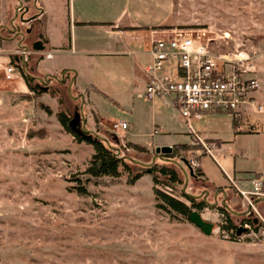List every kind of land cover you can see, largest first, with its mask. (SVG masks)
Wrapping results in <instances>:
<instances>
[{"label": "rangeland", "instance_id": "rangeland-1", "mask_svg": "<svg viewBox=\"0 0 264 264\" xmlns=\"http://www.w3.org/2000/svg\"><path fill=\"white\" fill-rule=\"evenodd\" d=\"M31 5L39 7L38 0H0V24L5 22V11L6 22L18 21L20 7L26 10L21 18H32L36 11ZM163 28L161 37L188 35L207 43L215 54L240 51L248 55L259 83L258 98L264 102V0H173L172 16ZM4 34L1 29V38ZM6 47L0 42L1 56L7 54ZM39 57L34 54L25 59V68L31 76L44 79V73L34 71ZM60 58L79 62L84 70L77 80L81 88L99 89L91 95L93 103L83 97L86 128L96 131L100 125L97 135L112 145L116 155L140 161L142 166L132 163L133 172L152 166L159 160H153L156 155L171 153L173 144L187 142L188 129L178 112L158 100L144 99L143 56H105L95 73L88 70L89 58ZM8 60L13 62L0 58V264H264V228L255 235L226 238L218 227L221 213L207 205L199 211L213 224L206 235L191 221L156 207L148 174L133 185L127 184L125 173L117 179H91L85 184L87 194H79L73 188L78 184L75 178L83 182L82 172L93 148L67 133L55 115L59 109L70 115L80 112L82 100L73 98L79 92L74 87L71 95L67 91L71 75L67 79H62V73L49 76L42 83L32 77L29 86L41 91L37 97L18 69L20 78L5 79L2 69ZM55 61L45 59L40 66ZM57 96L63 99L60 108ZM118 121L128 124L124 134L110 129ZM239 122L236 133L232 114L207 113L194 128L221 143L214 157L201 156L200 167L210 183L224 187L228 206L245 213L248 207L230 191L226 175H243L235 184L246 190L252 189L255 172L264 177V113H242ZM128 141L149 152L132 151ZM162 148L167 149L164 154ZM190 151L180 154L183 160L176 158L183 170L177 167L181 183L174 194L189 204L182 193L186 183L187 193L214 203L215 187L189 175L183 161L194 158L195 152ZM222 200L219 193L217 203ZM242 215H234L235 224ZM252 217L264 225V201L255 202Z\"/></svg>", "mask_w": 264, "mask_h": 264}, {"label": "built area", "instance_id": "built-area-1", "mask_svg": "<svg viewBox=\"0 0 264 264\" xmlns=\"http://www.w3.org/2000/svg\"><path fill=\"white\" fill-rule=\"evenodd\" d=\"M147 54L149 60L144 67V99L150 102L158 100L178 112L180 120L188 129L189 142L194 146L190 152H195L196 155L186 160L192 168L197 166L198 157H214V151L221 146V143L204 137L194 128V123L200 121L205 114L229 113L239 123L242 113H264V102L258 98L259 83L245 53L238 51L215 54L207 43L179 34L151 41ZM21 55L25 60L26 53L21 52ZM50 56L49 53L46 54V57ZM2 70L7 80L20 78L17 76L15 62L8 60ZM126 128L125 121L112 122L110 125L113 132L124 131ZM226 177L250 208L248 214L252 215L255 212V199L264 196V180L258 176L253 177L250 181L252 189L246 190L238 188L234 178L228 175ZM239 228L244 231L238 235ZM255 232L258 231L246 221L237 224L230 233L224 232L222 235L230 238L233 233L236 240L242 234L250 236L255 235Z\"/></svg>", "mask_w": 264, "mask_h": 264}, {"label": "crops", "instance_id": "crops-1", "mask_svg": "<svg viewBox=\"0 0 264 264\" xmlns=\"http://www.w3.org/2000/svg\"><path fill=\"white\" fill-rule=\"evenodd\" d=\"M38 2L39 7L36 9H34V5H31L34 12L36 11L32 18L26 19V22L22 23L23 11L19 15V23L17 20L13 21L19 30H21L19 26L22 25L25 28L32 27L24 40H21V37L11 30L12 19L6 22L8 13L4 12L3 20L5 19V22L0 24V28L5 34L0 42L8 48L6 47L7 54L2 55V59H8L11 58V55H15L22 60L23 49L18 47V44L27 46L25 59L34 54L40 56L34 71L44 73V79L49 76L61 75V73H65V70L69 71L71 78H74L71 87L76 88L79 94L84 95L85 102H92L91 95L99 89L95 86L92 89L81 88L77 80L82 76L83 68L78 64L79 62L62 60L60 56L79 55L81 58H89L91 63L88 70L92 73L101 69V58L105 56H111V58L143 56L147 63L149 60L148 47L151 41L163 36V27L168 24L173 11V0H153V2L152 0H148V2L146 0H38ZM29 11L31 10L28 9L27 12ZM23 19L25 18L23 17ZM134 48H143V51L139 52ZM47 53L51 56L46 57ZM45 59H55L56 61L54 64L40 66V63ZM130 67L133 69L132 65ZM100 124H102L101 120ZM93 125L96 126V123ZM99 127L100 125L96 126L97 129L94 132L99 133ZM127 129L128 124L125 130ZM124 131L119 132L124 134ZM188 141L189 137L187 136ZM200 158L197 159L196 167L202 170L205 181L210 183L200 167ZM235 173L234 180H240L243 177V175ZM255 176L264 180L262 173L255 172L253 177ZM210 184L216 188V191L224 188L219 184ZM229 188L232 191L231 186ZM220 195L222 194L220 193Z\"/></svg>", "mask_w": 264, "mask_h": 264}, {"label": "trees", "instance_id": "trees-1", "mask_svg": "<svg viewBox=\"0 0 264 264\" xmlns=\"http://www.w3.org/2000/svg\"><path fill=\"white\" fill-rule=\"evenodd\" d=\"M23 3L27 0H21ZM18 30V28H16ZM1 31V29H0ZM1 40V35H0ZM11 59L16 63L17 69L19 70L20 76L27 86H29V82L32 80L31 75L26 71L24 62V66L21 63L22 60L15 61L14 55H11ZM64 79L70 75L69 71H64ZM30 87V86H29ZM31 88V87H30ZM45 88V87H44ZM42 88V90L44 89ZM32 91L38 93L36 96L40 97V90L31 88ZM97 92H100L97 90ZM23 96L29 97V95L25 94ZM63 105V99L61 96H57V106L60 108ZM49 111V109H47ZM56 118L59 124L63 127V129L71 134L74 139L77 141H85L90 144L93 148V153L89 159L88 166L82 172L86 177L83 179L75 178V181L78 182L77 185L73 186L74 189L77 190L79 194H87V189L85 184L89 182L91 179L98 180L101 178H110L117 179L121 176V174L125 173L127 175L126 182L129 185H133L138 179H140L143 175L148 174L151 177V181L153 183V193L155 195L156 207L171 216H179L180 218L186 219L190 221L189 215L193 210L201 211L204 207H207V202L203 199H196L190 197L183 193L184 197L189 201V204L181 199H179L175 194V188L178 184L181 183L180 172L178 171L179 166L174 164L172 160L178 161V157L183 152H186L192 149V146L189 143H177L172 146V152L169 154L161 155V157L165 159L159 158L161 161H154V164L150 167H139L138 170L133 172L132 163L143 165L140 161L137 163L134 162L132 158L129 160L125 159L123 156L116 155L115 150L112 149V145L108 142L106 143L104 140L99 139L95 136H91L90 134H84L81 124V115L80 112H75L73 115L68 114L64 109H59L56 112ZM84 115V114H83ZM85 118V115H84ZM233 129L234 132H238L237 122L233 120ZM96 133V132H95ZM97 134V133H96ZM91 136L92 140H89L88 137ZM127 147L131 148L132 151L138 153H148L149 149L143 145L135 144L128 142ZM180 160H183L180 157ZM178 167V168H177ZM180 169V168H179ZM181 170V169H180ZM195 179H204V173L199 167H195L193 169V175H191ZM232 192L238 194L237 191L231 186ZM216 189V188H215ZM258 203V202H257ZM228 205V204H227ZM215 209L221 213L222 221L218 225L219 231L221 234L224 232L230 233L231 230H234L237 226L235 224V216L231 211L227 210L224 206H222L221 202L217 204ZM249 222L255 231H258L259 228H263L264 225L262 222L258 221V218L252 217L251 214H245L240 217V223ZM231 239H234L233 233L231 234Z\"/></svg>", "mask_w": 264, "mask_h": 264}, {"label": "water", "instance_id": "water-1", "mask_svg": "<svg viewBox=\"0 0 264 264\" xmlns=\"http://www.w3.org/2000/svg\"><path fill=\"white\" fill-rule=\"evenodd\" d=\"M21 19H22V23L26 22V19H23V18H21ZM11 25H12V26H11V30H12L17 36H20V37H21V40H24L25 37H26V35H28V34L30 33V29H29V28H25L24 30H19V29H18V30L16 31V28H17V27L13 24V20L11 21ZM18 47H20V48L23 49L22 52L27 53V48H28L27 46H23V45H21V43H19V44H18ZM22 57H24V56L22 55ZM23 64H24V60L22 59V66H24ZM64 74H65V73L62 74V79H63V77H64ZM31 77L35 78V79H36L38 82H40V83L44 82V81H43L44 79H40V78L35 77V76H31ZM45 78H46V77H45ZM62 79H60V80H62ZM73 80H74V78L72 77V78L70 79V81H69V83H68V87H67V91H68V93H69L70 95H71V86H72ZM78 97L81 98V100H82L79 109H80L81 124H82V129H83V131H84V134H90L91 136H95V137H97V138H99V139L104 140L106 143H108V141H107L106 139H104V138L98 136L94 131L88 130V129L86 128V125H85V118H84V115H83V113H82V109H83V97H84V95H83V94H79L78 96L73 97V98H78ZM91 136L88 137L89 140H92V137H91ZM166 151H167V149H165V148H162V149H161V153H162V154H164ZM156 157L161 158V159H165V158L161 157V155H156L155 157H153V160H154ZM172 161H173L174 164L178 165V166L183 170V167H182L177 161H174V160H172ZM134 162H137V161L134 160ZM183 162H184L186 168H187L188 171H189V175H190V176L193 175V168L187 163V161H183ZM185 188H186V183H185V185H184V187H183V189H182V193H184V194H186V195H188V196H190V197H193V198H198V197H199V196H194V195H192V194H190V193H187V192L185 191ZM205 192H206V193H205V195H206V194H207V191H205ZM219 193H221V194L223 195V200L221 201L222 206H224L227 210L231 211L233 215H241V214H244V215H245V214L250 213V208H249V207L247 208V211H246L245 213H238V212L233 211V210L227 205V203H226V201H225V200H226V197H227V194H226V192H225L223 189H220V190H218V191L215 192V194H214V200H215V202H214V203H207V205H208L209 207H213V208H214V207L217 206V204H218V203H217V195H218ZM203 200L206 201L205 196H204ZM263 201H264V196H263V197H258V198L256 199L255 202H263ZM189 219H190L191 223H193L196 227L200 228L201 231H202L204 234L209 235V234L212 232L213 224L210 223V222L205 221V220L202 218L201 214H200L197 210H193V211L190 213V215H189ZM243 231H244L243 228H239V229H237V234L239 235V234H241Z\"/></svg>", "mask_w": 264, "mask_h": 264}, {"label": "flooded vegetation", "instance_id": "flooded-vegetation-1", "mask_svg": "<svg viewBox=\"0 0 264 264\" xmlns=\"http://www.w3.org/2000/svg\"><path fill=\"white\" fill-rule=\"evenodd\" d=\"M19 10H21L23 12V11H25V8L20 7ZM29 28H30V31H31L32 30V27L30 26ZM14 59H15V61H18L19 60L18 57H16L15 55H14Z\"/></svg>", "mask_w": 264, "mask_h": 264}]
</instances>
